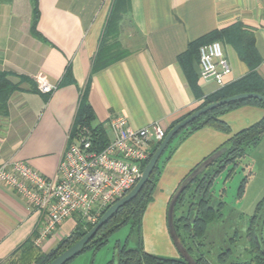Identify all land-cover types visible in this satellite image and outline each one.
I'll return each instance as SVG.
<instances>
[{
    "label": "crops",
    "instance_id": "crops-1",
    "mask_svg": "<svg viewBox=\"0 0 264 264\" xmlns=\"http://www.w3.org/2000/svg\"><path fill=\"white\" fill-rule=\"evenodd\" d=\"M203 39L221 43L230 66L224 85L250 72L264 81V0H0V70L21 81L0 116V164L23 160L54 177L83 93L92 123L109 137L116 114L133 128L158 122L167 129L221 89L200 76L196 44ZM67 71L69 80L60 83ZM43 82L54 89L43 93ZM263 116V107L241 104L220 116L228 132L202 127L175 146L141 219L146 252L180 256L167 228L171 194L194 166ZM41 219L0 182V264H37L36 250L50 252L78 215L36 245Z\"/></svg>",
    "mask_w": 264,
    "mask_h": 264
},
{
    "label": "trees",
    "instance_id": "trees-1",
    "mask_svg": "<svg viewBox=\"0 0 264 264\" xmlns=\"http://www.w3.org/2000/svg\"><path fill=\"white\" fill-rule=\"evenodd\" d=\"M35 12H37V9ZM33 25L34 23L32 24V27ZM212 41H216V39L200 40L196 44V50L199 51V47L202 44ZM194 46L195 44L190 45L192 49H195ZM112 59H115V57L109 56L107 58L108 61ZM12 77L13 74L11 72L0 70V116L6 113V101L10 94L19 88L21 83V81H13ZM69 77L70 76L67 71L60 83L68 81ZM21 78L23 80L26 79L24 77ZM240 92H258L264 95V81L255 72H250L233 83L222 86L221 89H219L214 94L206 96L199 106L194 110L208 103ZM245 103L256 104L264 108V104L255 99H247L229 103L197 117L194 121L174 135L162 152L152 173L137 196L124 206L120 207L114 213V215L109 218L107 222L97 231L95 236L88 241L80 253H83L87 250L99 249L108 241V238L114 231H116L121 225L129 223L132 231L135 232L138 237L137 244L133 247H128L126 243L119 244V246L116 245L114 248L115 253L113 257L104 264H190L181 256L177 258L160 256L148 253L144 250L141 236V219L143 213L145 212L149 202L152 200L157 179L162 169V164L175 149V143L177 141L183 140L187 135L202 127H211L228 132V125L220 119L221 114ZM194 110H191L174 120L170 126L165 129V134L174 124L182 120ZM93 119L94 116L91 106L87 101L86 93H83L79 100L77 113L70 134L74 135L79 128L86 126L92 129L94 135L99 138L101 146H103L109 141V134L101 124H93ZM184 135L185 137H183ZM263 136L264 116L255 123L235 132L227 139L226 142L220 145L219 148L225 147L224 152L204 169H202L177 198L174 206L175 228L181 243L188 251L189 255L194 259L195 264H215L209 258V253L205 251L203 239L205 238L207 224L214 219L220 218L222 215V210L226 206L225 201L222 199L225 188H219L216 196L214 194L213 183L216 177L221 172L226 170L225 180L230 178L240 166L241 158L244 156L245 152L251 147H255ZM160 142L161 140L151 144L149 156L141 164V171L147 164L152 154L155 152L156 148L159 146ZM192 169L189 172H191ZM246 177L247 176L245 175L239 184L237 191L238 197H240L244 192ZM263 206L264 196L257 203L254 213L250 216L251 225L248 228L247 237L250 240V244H252V256L245 261L228 262L231 250L227 248L220 251V253L217 255L216 264H264V239L261 237V247H259L255 236V223ZM182 207H185L186 213L181 212V214L176 216L175 213ZM93 224L94 223L83 221V219L78 216L77 224L74 229L68 235L63 237L50 252L41 253L39 250H36L35 262L37 264H47L64 249L80 239L92 227ZM180 225H182V230H180ZM72 260L73 259L65 264H70Z\"/></svg>",
    "mask_w": 264,
    "mask_h": 264
},
{
    "label": "built area",
    "instance_id": "built-area-1",
    "mask_svg": "<svg viewBox=\"0 0 264 264\" xmlns=\"http://www.w3.org/2000/svg\"><path fill=\"white\" fill-rule=\"evenodd\" d=\"M200 76L224 86L230 71L221 43L212 41L199 47ZM53 84L43 82L49 93ZM109 141L101 146L91 128L82 126L67 136V145L56 175L49 178L23 160L0 164V182L12 188L41 215L36 245L55 232L68 217L77 214L95 223L101 213L128 192L141 174V164L149 156L152 143L165 136L158 122L133 128L126 116L113 115L108 121Z\"/></svg>",
    "mask_w": 264,
    "mask_h": 264
},
{
    "label": "rangeland",
    "instance_id": "rangeland-1",
    "mask_svg": "<svg viewBox=\"0 0 264 264\" xmlns=\"http://www.w3.org/2000/svg\"><path fill=\"white\" fill-rule=\"evenodd\" d=\"M31 15L33 21L36 12L33 10ZM245 175L247 177L244 192L238 197V187ZM225 177L226 170L216 177L213 189L216 196L219 188H225L222 199L226 206L222 210L220 218L207 224L203 239L205 251L209 253V258L215 264L220 251L227 248L231 250L228 262H241L252 256V244L247 237V231L251 225L250 216L254 213L257 203L264 196V146L257 147L256 145L248 149L241 158L240 166L232 176L226 180ZM185 210V207L180 208L175 213L176 216L181 212L186 213ZM180 230H182V225H180ZM262 238L264 239V224ZM137 242L136 233L132 231L129 223H126L114 231L108 241L99 249L80 253L73 258L70 264H104L113 257L116 245L126 243L128 247H133Z\"/></svg>",
    "mask_w": 264,
    "mask_h": 264
},
{
    "label": "water",
    "instance_id": "water-1",
    "mask_svg": "<svg viewBox=\"0 0 264 264\" xmlns=\"http://www.w3.org/2000/svg\"><path fill=\"white\" fill-rule=\"evenodd\" d=\"M247 99H255L264 104V95L258 92H240L234 95H230L224 98H221L219 100H216L214 102L208 103L194 111H192L190 114H188L186 117H184L182 120L174 124L165 134L163 139L161 140L159 146L156 148L155 152L152 154L150 159L148 160L147 164L144 166V168L141 171V174L135 183V185L124 195H122L118 200H116L114 203L109 205L104 212L101 214V216L96 220V222L92 225V227L76 242H74L72 245L64 249L60 254H58L56 257H54L50 262L47 264H65L71 259H73L75 256H77L85 247V245L88 243L90 239H92L97 231L107 222L109 218H111L114 213L122 206H124L126 203L130 202L133 198L137 196V194L142 189L145 182L148 180L150 174L152 173L158 159L160 158L162 152L166 148L167 144L170 142V140L173 138L174 135H176L181 129L186 127L188 124H190L192 121H194L197 117L206 114L209 111L215 110L217 108H220L222 106H225L229 103L247 100ZM187 134V133H186ZM185 137V135L183 136ZM180 141H177L175 143V146L178 145ZM225 150V147H221L217 149L215 152L204 158L201 162H199L191 172H189L178 184V186L175 188L173 193L170 196V199L167 204V211H166V221H167V228L169 236L176 247L177 251L179 252V255L184 258L186 261H188L190 264H195L194 259L189 255L188 251L185 249L183 244L181 243V240L179 238V235L177 233V230L175 228V222H174V206L177 201V198L181 194V192L186 188V186L193 180V178L207 165H209L212 161H214L217 157H219ZM264 223V206L262 207L256 223H255V236H256V242L261 247V237H262V227ZM116 264V263H115Z\"/></svg>",
    "mask_w": 264,
    "mask_h": 264
},
{
    "label": "flooded vegetation",
    "instance_id": "flooded-vegetation-1",
    "mask_svg": "<svg viewBox=\"0 0 264 264\" xmlns=\"http://www.w3.org/2000/svg\"><path fill=\"white\" fill-rule=\"evenodd\" d=\"M184 224V223H183Z\"/></svg>",
    "mask_w": 264,
    "mask_h": 264
}]
</instances>
